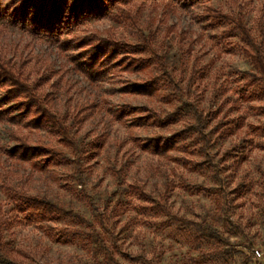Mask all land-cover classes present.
<instances>
[{
	"label": "rangeland",
	"instance_id": "1",
	"mask_svg": "<svg viewBox=\"0 0 264 264\" xmlns=\"http://www.w3.org/2000/svg\"><path fill=\"white\" fill-rule=\"evenodd\" d=\"M10 1L0 0L1 15ZM207 5L241 18L264 55V0H129L72 27L80 37L148 38L173 82L161 76L147 95L141 83L160 75L149 49L120 53L91 81L77 68V44L60 42L65 33L56 41L0 16V55L39 83L75 143L19 124L33 148L46 149L20 162L11 126L0 123V242L11 256L34 264H111L108 255L115 264H264L253 253L264 252V86L232 24L209 27L202 18ZM143 57L150 60L138 68ZM189 102L206 116L210 143L201 148L191 130L160 155L143 150L193 123ZM34 198L62 211L30 219ZM177 217L214 226L222 241L199 238ZM216 248L236 252L203 259Z\"/></svg>",
	"mask_w": 264,
	"mask_h": 264
},
{
	"label": "trees",
	"instance_id": "2",
	"mask_svg": "<svg viewBox=\"0 0 264 264\" xmlns=\"http://www.w3.org/2000/svg\"><path fill=\"white\" fill-rule=\"evenodd\" d=\"M127 1L129 0H14L10 1L1 12L11 22H19L33 33L45 34L56 41L60 40L61 34L65 33L66 37L62 38L60 42L65 46L72 43L77 44L79 56L83 60L77 64V68L91 81L103 78L108 72L111 62L120 53H135L144 48L149 49L152 54L151 58L156 61V66L160 70V75L150 77L141 83L140 93L147 95L154 90L161 76L166 81L173 82L170 73L166 71L163 58L153 50V53L151 52L152 47L148 38L143 40L145 45H142L118 40L113 35L100 37L96 34H89L80 37L71 32L73 26H77L89 18L99 16L102 12V6H108L112 3L124 4ZM180 1L188 5L196 0ZM10 7L12 8L10 9ZM120 14L123 19L136 24L135 17L130 13L121 12ZM2 15L0 14V16ZM202 18L208 22L209 27H218L226 23L232 24L231 31H237L248 46L246 52L256 70L254 78L264 86V55L260 52V44L258 45L251 32L245 28L241 18L226 14L210 5L202 9ZM149 60L150 57L139 58L136 60V66L142 68L146 66ZM38 86V82L31 83L28 77L23 75L21 68L15 69L10 60H5L0 55V91L3 93V98L0 99V123L5 121L11 126L9 139L15 142L11 155L20 162H26L34 156L43 155L46 153V149L43 147L33 148L29 144L27 135L16 129L19 124L29 130L47 128L50 133L57 135L61 142L70 146L75 144L70 137L69 128L63 123L61 117L44 105V101L38 92ZM177 88L179 89V87ZM6 103L13 104L6 109L2 108ZM188 109L192 112L193 123L187 129L165 141L148 140L146 144L142 145L143 150L160 155L174 145L176 142L174 138H180L191 130L196 142L200 143V147H206L210 143L205 133L207 118L195 103L189 102ZM262 193L264 195V185ZM29 207L32 208V212L29 214L30 219L45 218L47 215L62 211L58 205L37 198L32 199ZM261 214L264 217V201ZM176 220L180 225L197 233L199 238L222 241L219 231L206 222H197L184 217H177ZM234 252L236 251L231 248H216L203 253L202 256L203 259L222 258L230 257ZM107 258L111 264H115L111 255H108ZM0 264L34 263L11 256L2 248L0 242Z\"/></svg>",
	"mask_w": 264,
	"mask_h": 264
},
{
	"label": "built area",
	"instance_id": "3",
	"mask_svg": "<svg viewBox=\"0 0 264 264\" xmlns=\"http://www.w3.org/2000/svg\"><path fill=\"white\" fill-rule=\"evenodd\" d=\"M253 253L256 256V258H262L264 256V252L258 249H254Z\"/></svg>",
	"mask_w": 264,
	"mask_h": 264
}]
</instances>
